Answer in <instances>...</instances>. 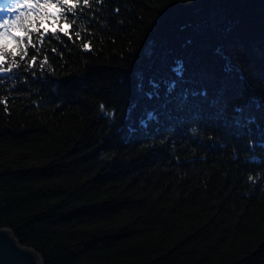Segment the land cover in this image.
<instances>
[{
    "label": "trees",
    "instance_id": "obj_1",
    "mask_svg": "<svg viewBox=\"0 0 264 264\" xmlns=\"http://www.w3.org/2000/svg\"><path fill=\"white\" fill-rule=\"evenodd\" d=\"M77 11L33 25L35 78L0 40V227L43 264H264V0Z\"/></svg>",
    "mask_w": 264,
    "mask_h": 264
},
{
    "label": "snow or ice",
    "instance_id": "obj_2",
    "mask_svg": "<svg viewBox=\"0 0 264 264\" xmlns=\"http://www.w3.org/2000/svg\"><path fill=\"white\" fill-rule=\"evenodd\" d=\"M7 4L6 7L0 9V40L11 39L16 44V49L13 50V60L17 56L20 57V60L23 61L25 58H30V61L25 67L24 71L29 70L33 71V78H35V68L37 65L38 53L35 51H30L29 47H24L23 55H21L19 49L25 39L28 41V45L32 48H35V43L31 39V32L40 33L41 29L36 25L37 19L40 22L47 23L49 21H55L57 26L55 30L49 35L55 36L56 33H59L62 37H68L69 39L74 34L77 39H81V33L76 30L78 21L84 22L85 17L82 12H78L77 9L81 6L84 10L88 11L89 19L93 15L91 8L93 5V0H0ZM101 0H95V3L99 4ZM52 8L54 12H48L47 9ZM37 10H39L40 15L38 17ZM119 11L118 9L116 10ZM21 17L28 18L29 28H20L19 21ZM66 26L67 31L64 27H61L60 24ZM15 31H21L24 33L23 36L12 35ZM85 49L90 50L89 45L85 44ZM53 53L57 52L58 49H53ZM6 53L3 51V47L0 46V79H3L8 73L13 71L11 65L4 67L2 62L5 58ZM48 56L47 54L44 57L43 63L47 64ZM17 68L20 67V64L17 63ZM177 76H182V66L177 63V66L173 69ZM201 95H205L201 93ZM183 99V97H182ZM106 105H100L101 114L106 117L108 120H113L115 118V111L111 113L106 111ZM233 111L239 113L242 111L240 107H234ZM152 117V113H149V118ZM249 123H255L254 120H250ZM211 139V137H210ZM257 143H264V141H255L251 140L248 147L254 148ZM259 157L253 155L250 157V161L258 162ZM260 179H264L261 176H253L250 174L248 176V181L252 183L258 182Z\"/></svg>",
    "mask_w": 264,
    "mask_h": 264
},
{
    "label": "water",
    "instance_id": "obj_3",
    "mask_svg": "<svg viewBox=\"0 0 264 264\" xmlns=\"http://www.w3.org/2000/svg\"><path fill=\"white\" fill-rule=\"evenodd\" d=\"M0 264H43L40 255L18 242L9 228L0 227Z\"/></svg>",
    "mask_w": 264,
    "mask_h": 264
}]
</instances>
